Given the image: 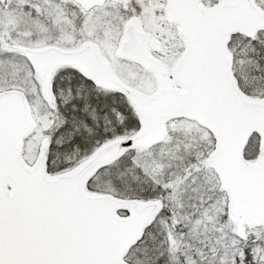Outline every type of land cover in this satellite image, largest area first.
I'll return each mask as SVG.
<instances>
[{
    "label": "snow or ice",
    "instance_id": "6c2138e0",
    "mask_svg": "<svg viewBox=\"0 0 264 264\" xmlns=\"http://www.w3.org/2000/svg\"><path fill=\"white\" fill-rule=\"evenodd\" d=\"M0 264H264V0H0Z\"/></svg>",
    "mask_w": 264,
    "mask_h": 264
}]
</instances>
